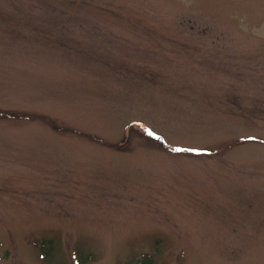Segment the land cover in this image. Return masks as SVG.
Here are the masks:
<instances>
[{"label": "rangeland", "instance_id": "374dc122", "mask_svg": "<svg viewBox=\"0 0 264 264\" xmlns=\"http://www.w3.org/2000/svg\"><path fill=\"white\" fill-rule=\"evenodd\" d=\"M133 262L264 264V0H0V264Z\"/></svg>", "mask_w": 264, "mask_h": 264}, {"label": "snow or ice", "instance_id": "6c2138e0", "mask_svg": "<svg viewBox=\"0 0 264 264\" xmlns=\"http://www.w3.org/2000/svg\"><path fill=\"white\" fill-rule=\"evenodd\" d=\"M193 151H200V149H193Z\"/></svg>", "mask_w": 264, "mask_h": 264}, {"label": "trees", "instance_id": "16d2710c", "mask_svg": "<svg viewBox=\"0 0 264 264\" xmlns=\"http://www.w3.org/2000/svg\"><path fill=\"white\" fill-rule=\"evenodd\" d=\"M134 264H138L137 262H134Z\"/></svg>", "mask_w": 264, "mask_h": 264}]
</instances>
